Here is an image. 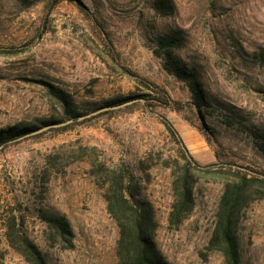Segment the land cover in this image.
I'll return each instance as SVG.
<instances>
[{"label": "rangeland", "instance_id": "374dc122", "mask_svg": "<svg viewBox=\"0 0 264 264\" xmlns=\"http://www.w3.org/2000/svg\"><path fill=\"white\" fill-rule=\"evenodd\" d=\"M51 1L0 0V46L22 48L0 55V130L58 117V106L39 81L65 89L86 110L146 92L112 62L77 4ZM80 1L108 32L125 65L174 99L189 101L186 85L165 70L159 56L161 37L178 32L175 53L196 69L214 103L204 114L213 141L238 163L264 170V155L254 142V134L264 131V0H171L170 16L156 12L154 0ZM158 115L173 123L201 165L217 162L214 147L189 122L195 120L191 112L146 110L139 103L1 146L0 264H29L8 244L13 217L48 264L118 263L119 229L89 172L91 161L123 166L142 179L141 198L151 203L159 223L157 245L171 264H224L221 253L208 249L222 192L218 182L199 181L194 211L178 228L169 222L171 170L154 163L181 158ZM46 213L67 217L72 249L48 238ZM241 251L245 264H264V201L243 216Z\"/></svg>", "mask_w": 264, "mask_h": 264}, {"label": "trees", "instance_id": "16d2710c", "mask_svg": "<svg viewBox=\"0 0 264 264\" xmlns=\"http://www.w3.org/2000/svg\"><path fill=\"white\" fill-rule=\"evenodd\" d=\"M61 1L63 0H52L50 5L54 6ZM68 1L77 4L86 17L92 21L94 31L107 48L112 62L146 92L121 100L113 99L95 110H86L82 109V106L65 89L47 81H39L44 86L49 99L58 106L60 110L58 117L40 124L1 129L0 147L48 125L73 120L72 123L65 126L48 129V131L67 130L79 123L111 114L119 109L129 108L138 103L146 110L163 108L186 116L191 112L195 120L188 118L189 122L200 130L210 145L214 147L217 162L206 166L201 165L189 153L173 123L167 117L158 115L176 142L181 158V160L178 157L168 158L164 159L162 163H154L171 170L173 202L169 222L172 227L178 228L194 211L195 188L199 181L218 182L222 187V192L208 249L221 253L224 264H245L241 251L242 219L254 203L264 201V170L238 163L230 155H225L220 144L213 141L211 132L204 123V114L214 103L212 97L203 87L196 69L187 67L175 53L176 46L174 45L180 42L178 32L168 31L161 37L159 43L164 51H161L159 56L162 57L165 70L186 85L191 97L189 101L174 99L165 87L125 65L120 59L112 38L95 16L80 0ZM152 7L156 12L165 16L175 13V7L171 0H154ZM21 51V47L0 46V55H13ZM133 100L137 101L122 108L109 109L84 120H78L79 117L87 116L100 109L121 106ZM196 121L199 123L197 124ZM41 134L43 133L31 137ZM254 142L257 150L264 155V131L254 134ZM90 164L89 172L103 190L107 210L119 229L116 249L117 264H171L157 245L155 237L159 223L151 203L141 198L142 179L134 176L123 166L109 167L105 163L96 161H91ZM138 167L146 168V162H140ZM43 218L47 226L48 238L53 242H58L64 249H72L74 233L67 217L60 213H46ZM6 236L9 246L27 263L48 264L44 252L34 241L29 239L23 230L22 223L16 217H13L7 224Z\"/></svg>", "mask_w": 264, "mask_h": 264}, {"label": "water", "instance_id": "95a60500", "mask_svg": "<svg viewBox=\"0 0 264 264\" xmlns=\"http://www.w3.org/2000/svg\"><path fill=\"white\" fill-rule=\"evenodd\" d=\"M136 101H137V100L129 101V102H127V103H125V104H123V105H121V106H117V107L103 108V109H100V110H98V111H96V112H93V113H91V114H89V115H87V116L79 117L78 120H79V121L84 120V119H86V118H89V117H91V116L97 115L98 113L104 112V111L109 110V109L122 108V107H124V106L131 105V104L135 103ZM72 122H73V120H69V121H67V122L60 123V124L48 125V126H46V127H43L42 129L38 130V131H35V132L31 133V134H28V135H26V136L37 135V134L42 133V132H44V131H46V130H48V129H50V128H53V127H62V126H65V125H67V124H70V123H72ZM21 138H23V137H21ZM21 138H19V139H21Z\"/></svg>", "mask_w": 264, "mask_h": 264}]
</instances>
